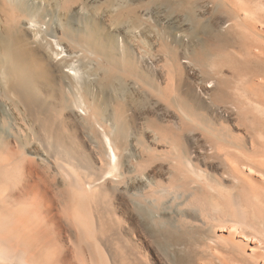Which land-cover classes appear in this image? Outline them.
Wrapping results in <instances>:
<instances>
[{"label":"bare ground","instance_id":"1","mask_svg":"<svg viewBox=\"0 0 264 264\" xmlns=\"http://www.w3.org/2000/svg\"><path fill=\"white\" fill-rule=\"evenodd\" d=\"M0 264H264V0H0Z\"/></svg>","mask_w":264,"mask_h":264},{"label":"rangeland","instance_id":"2","mask_svg":"<svg viewBox=\"0 0 264 264\" xmlns=\"http://www.w3.org/2000/svg\"><path fill=\"white\" fill-rule=\"evenodd\" d=\"M141 1V0H140Z\"/></svg>","mask_w":264,"mask_h":264}]
</instances>
